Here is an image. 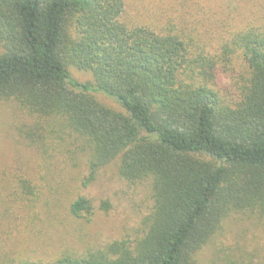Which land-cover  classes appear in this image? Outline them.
<instances>
[{
    "label": "trees",
    "instance_id": "16d2710c",
    "mask_svg": "<svg viewBox=\"0 0 264 264\" xmlns=\"http://www.w3.org/2000/svg\"><path fill=\"white\" fill-rule=\"evenodd\" d=\"M257 1L214 56L196 25L131 23L123 0H0V103L27 117L18 131L36 166L8 182L5 214L13 203L40 205L41 217L55 219L79 168L87 187L111 163L127 182L149 181L152 199L140 237L51 257L14 252L0 235V264H197L231 213L264 215V0ZM236 53L245 72L234 92L221 93L218 70ZM72 67L92 83L73 81ZM66 208L76 218L93 214L81 195ZM27 217L26 227L40 220Z\"/></svg>",
    "mask_w": 264,
    "mask_h": 264
},
{
    "label": "rangeland",
    "instance_id": "374dc122",
    "mask_svg": "<svg viewBox=\"0 0 264 264\" xmlns=\"http://www.w3.org/2000/svg\"><path fill=\"white\" fill-rule=\"evenodd\" d=\"M249 1L258 3L257 0H123V15L131 23L151 24V27L160 24L159 21L161 25L170 23L187 28L196 25L205 47L215 56L220 54L219 43L227 40L229 31L246 25ZM205 16L209 17V27L204 23ZM205 29L208 32L202 34ZM228 58L227 69H219L216 78V89L221 93L234 92L235 78L245 72L239 53ZM68 70L73 81L92 83L88 72L73 67ZM92 94L101 103L116 108L105 96ZM26 121L27 117L15 110L12 103H0V199L9 187L8 182L35 170L34 152L18 131ZM78 173V180L68 184L61 203L54 207L55 219L47 221L41 217L40 205L28 209L19 203H13L11 212L6 215L5 204L0 202V235L9 249L33 256L52 257L61 252L79 254L87 248L102 247L122 238L132 240L143 234L152 207L149 181L130 183L121 179L115 163L101 169L87 187L80 183L85 170L80 167ZM79 195L91 203L93 214L89 220L71 216L66 208L67 203ZM103 202L108 204L107 208ZM27 216H38L40 220L26 227ZM196 263L264 264V215L231 213L222 228L197 253Z\"/></svg>",
    "mask_w": 264,
    "mask_h": 264
}]
</instances>
